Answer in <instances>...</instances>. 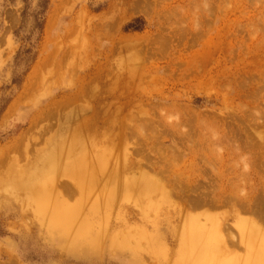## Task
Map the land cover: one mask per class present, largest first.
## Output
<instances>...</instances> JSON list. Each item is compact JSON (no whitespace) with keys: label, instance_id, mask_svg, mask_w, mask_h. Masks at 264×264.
<instances>
[{"label":"rangeland","instance_id":"rangeland-1","mask_svg":"<svg viewBox=\"0 0 264 264\" xmlns=\"http://www.w3.org/2000/svg\"><path fill=\"white\" fill-rule=\"evenodd\" d=\"M108 3L0 0V264H197L190 222L217 230L222 262H254L264 254V0H157L144 13ZM172 27L189 32L180 55ZM106 61L95 108L130 105L79 176L52 175L43 203L24 173L49 136L22 155L11 147L31 110ZM59 202L74 216L53 220Z\"/></svg>","mask_w":264,"mask_h":264},{"label":"bare ground","instance_id":"bare-ground-1","mask_svg":"<svg viewBox=\"0 0 264 264\" xmlns=\"http://www.w3.org/2000/svg\"><path fill=\"white\" fill-rule=\"evenodd\" d=\"M121 1L124 2L126 7H130L133 9L137 8V10L144 13L145 10H142V9L143 8L150 9L153 6L156 7V1L157 0H154V3L151 2L152 5L147 3L148 0H109L107 9L108 10L113 9L115 3L118 4ZM137 12H136V14H137ZM148 15H150V14H148ZM192 24H193V22H192ZM115 26H116V24H115ZM179 28H181V27H179ZM178 30H179L178 28L172 27L173 39H174V41H178L179 39H182V43L177 42V45L173 44L172 45V52L178 53V55H180L182 52H184L183 50H185L186 46L189 44V41L186 38L190 39V37L188 36L189 32L187 31V34H186L187 37L182 38L181 37L182 31L177 32ZM124 37H125L124 38L125 40H128V39L131 40L132 38H135L137 36L125 35ZM160 40L162 42H164V41L167 42L168 39L166 37L161 36ZM129 43L131 44V42H129ZM180 45H181V47H180ZM64 61H66L65 58L61 62H59L60 64H58V66L62 68V66H63L62 63ZM104 66H106V67H104ZM95 67H96L95 68L96 71L94 72V74L89 72V75L91 78L90 80L86 77H81V78L79 77L77 80V82H78V84L76 86L77 88L72 87V88H67V90H62L61 95H59L58 97H55L53 100H51L50 104L48 106H46L45 108H43L40 112L36 111L37 110V109H35L36 107L33 110H31V112L34 114L32 115V118L29 121L28 129L21 134L20 138L17 140L16 145L11 147V148H13L14 152H16L17 154L18 153L20 154V152L22 153V150L26 149L25 147L29 148L31 146L32 141H35V140L40 141V140L44 139L45 137L49 136V138L45 139V143L43 142L44 145H46V147L44 148L45 150H43L40 153H38V151H37L38 154H36V156H34V158L32 159V160L37 159V161L33 165V168L31 167V169H30V170H33V172L24 173V176L31 179V182L25 183V185L27 187L31 188L32 190H34L37 194L43 195L44 193H46V191H48L47 189H45L46 187H44V186L46 185V183H48L47 181L52 177V175L55 174V172H57V171H59L60 173H61V171H63V173L65 175H68L72 170H74L75 174H77L79 176L82 173L81 169H84L83 168L84 165H82V168H80L79 162H80V160L83 159V157H85V155L91 153V151L93 150V148H91V147L93 145L95 147L96 144H100V141H101L100 138L103 137V135L101 134L100 131L104 129L105 133H108L109 131H111L112 128L115 129L116 126L113 125L114 124L113 121H118V118L123 117L124 116L123 114L125 113V111L122 110V108H123L122 105L123 106L125 105V107L130 105L127 103H121L116 96L115 97L116 100H118L120 102V104H119L120 107L117 106L118 109H112V108L108 107L107 105H105L106 107H104V109L100 110V111L98 110V108H95V101L91 100V98H92L94 93L98 92V89L95 86V88L97 89V92H96L92 89V86H94L95 85L94 83H96L97 81H101L102 78L104 80H107V78L110 76L109 74L111 73V69H109L110 63L107 61L105 63H103V62L97 63V64H95ZM205 71H207V70H205ZM35 77H36V75L34 76L33 79H35ZM86 82H88V83H86ZM247 82H245V85ZM124 95L126 96V98H129L131 95L134 96L133 93H131V95H130V94H127V92ZM122 98L123 97H121V100H122ZM80 102L85 103L84 105H86L88 108L86 111H83L82 109H79L77 106H75V103L79 104ZM207 102L209 104V103H212L213 101L212 100H207V101L205 100V103H207ZM116 104H118V103H116ZM84 105L79 106V107L84 109L85 108ZM96 106H103V103L99 102V103H97ZM208 107H209V105H208ZM128 117H130V116H128ZM196 122H197V120H196ZM119 128H120L119 130L121 132H124L125 129L127 130V127L125 124H122L121 126H119ZM247 129H248V127H247ZM246 131H248V130H246ZM102 133L105 134L103 131H102ZM256 134H259V133H256ZM29 135H31L32 138L30 140H27V137ZM259 138H260V136H259ZM37 144H36V146H37ZM85 145L88 147L87 148L84 147ZM32 146L34 147V144ZM26 151H28V150H26ZM260 151H261V149H260ZM26 154H27V152H26ZM31 154H32V152H31ZM20 155H22V154H20ZM85 167L89 168V166H85ZM24 176H22V177H24ZM13 183H14V181H13ZM63 187L65 189V186H63ZM66 190H69V189L66 188ZM46 194L47 195H45L44 198L42 199L43 203H45V202L51 203L54 195L53 194L49 195V193H46ZM198 202H196V203H198ZM201 202H202V199H201ZM206 202H208V201H206ZM56 210L57 211H55V214L53 216V220H56V219L61 220L64 215H66V216H72L73 215L74 216V213H75L73 211L72 207H70L69 205H67V207H66V205L62 204L61 202H59V206L56 208ZM185 227L188 228L186 230V233L190 237V239L194 240L193 243L196 245H200V251H199V254L197 256V258L200 260H197V264H230V263L233 264V262H237V263L239 262L236 260H232L229 263H226V261L222 262L220 260V257L217 255L218 250L215 247V244L217 242L216 240L219 238L218 232L215 228H211L210 231L209 230L205 231L203 229V226H200V225L196 224L195 222L187 223V224H185ZM53 228L56 229V227L54 225H53ZM86 228L87 227H84L80 233H77V235L79 237L81 235L84 237L87 236L86 235L87 234ZM54 229L51 228L53 233H55ZM241 231L247 233V230L245 227H242ZM200 240H202L203 242H206V244H207L206 248L202 246V244L199 242ZM218 240L221 241L220 238ZM218 249H219V247H218ZM263 259H264V254H262L260 257H257L254 260V262L244 261V264H261L263 262ZM15 264H16V262H15Z\"/></svg>","mask_w":264,"mask_h":264}]
</instances>
